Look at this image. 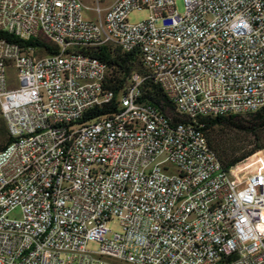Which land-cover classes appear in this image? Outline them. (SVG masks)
<instances>
[{
  "label": "built area",
  "instance_id": "2783aa9c",
  "mask_svg": "<svg viewBox=\"0 0 264 264\" xmlns=\"http://www.w3.org/2000/svg\"><path fill=\"white\" fill-rule=\"evenodd\" d=\"M180 2L0 0V29L55 49L0 37V264H264V157L224 170L197 125L137 99L151 77L191 119L264 104V0ZM98 45L147 73L78 121L112 102Z\"/></svg>",
  "mask_w": 264,
  "mask_h": 264
},
{
  "label": "trees",
  "instance_id": "16d2710c",
  "mask_svg": "<svg viewBox=\"0 0 264 264\" xmlns=\"http://www.w3.org/2000/svg\"><path fill=\"white\" fill-rule=\"evenodd\" d=\"M0 37L21 44H41L46 53L55 51L53 46L39 39H21L3 29H0ZM90 52L108 66L103 84L113 92V97L110 104L92 107L84 111L78 121L112 111L115 108L113 99L126 84L130 74L132 72L141 75L147 73L137 49L122 50L118 47L98 45L90 49ZM139 90L137 99L153 104L170 122L189 121L197 125L203 132L207 144L213 150L222 169L228 170L254 150L261 149L264 154V104L243 114L201 115L191 119L175 109L172 101L167 98L161 87L151 77H144L141 80ZM0 133L1 148L10 140L1 115ZM233 134H239V137L234 138ZM255 159H259L258 154Z\"/></svg>",
  "mask_w": 264,
  "mask_h": 264
},
{
  "label": "rangeland",
  "instance_id": "374dc122",
  "mask_svg": "<svg viewBox=\"0 0 264 264\" xmlns=\"http://www.w3.org/2000/svg\"><path fill=\"white\" fill-rule=\"evenodd\" d=\"M85 4H89L91 0H82ZM175 6H176V9L178 11H181L182 10V5H181V2L180 0H175ZM83 15H85V13L83 12L82 13ZM147 14V11L145 9H137V10H131L127 13V19L129 21H137L139 19H142L146 16ZM234 138L236 137H239V134H233ZM0 140H1V133H0ZM260 157H264V154H263V151L261 149H257V150H254L253 152H251L249 155H247L244 159L240 160L239 162H237V164H241L243 162H249V161H252L253 159H255V157L257 156ZM107 226L111 229V230H117L119 227L117 225V222L115 220H112V221H108L107 222ZM98 246V243L96 241H88L86 243V248L88 249H91V250H95Z\"/></svg>",
  "mask_w": 264,
  "mask_h": 264
},
{
  "label": "bare ground",
  "instance_id": "6f19581e",
  "mask_svg": "<svg viewBox=\"0 0 264 264\" xmlns=\"http://www.w3.org/2000/svg\"><path fill=\"white\" fill-rule=\"evenodd\" d=\"M208 206H215V198H208Z\"/></svg>",
  "mask_w": 264,
  "mask_h": 264
}]
</instances>
